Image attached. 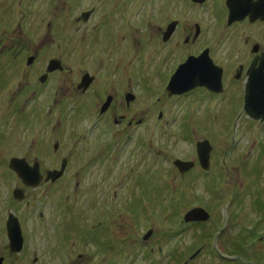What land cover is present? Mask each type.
Segmentation results:
<instances>
[{"label": "rangeland", "instance_id": "1", "mask_svg": "<svg viewBox=\"0 0 264 264\" xmlns=\"http://www.w3.org/2000/svg\"><path fill=\"white\" fill-rule=\"evenodd\" d=\"M43 3L48 5L50 0H0V257H5V264H186L200 248L202 253L188 264H264V124L238 112L227 113L225 103L223 110L197 107L190 112L184 124L191 133L180 125L182 120L173 123L176 115L170 102L154 107L162 88L143 84L141 102L146 112L139 117L146 120L132 140L118 139L116 172L108 178L110 189L102 198L110 204L99 205V213L88 209L89 213H76L79 204L89 200L86 194L74 195L76 164L60 185L27 191L25 203L13 198L21 183L9 169V159L51 161L58 133L63 152L69 154L76 149L70 133L92 126L93 114L85 122L76 113L82 100L77 101L71 87L75 76L96 74L104 85L105 79L113 78L105 76L113 70L111 65L133 58L123 51L133 35L125 14L110 7L106 12L93 2L74 11L77 15L94 6V18L87 24L76 23L71 15L67 17V10L54 8L55 16L66 14L56 22ZM15 49L12 55L6 53ZM30 56L36 60L29 67ZM50 58L61 59L74 70V77L41 85L38 79ZM46 101L52 109L43 115ZM187 108V103L181 104L182 113ZM34 109L41 110L33 114ZM160 109L165 111L162 120L157 118ZM45 110L49 111L48 106ZM136 137L140 141L135 139L139 145L134 149ZM203 139L214 146L211 172L203 175L197 169L181 178L173 162L194 160L196 142ZM115 191L118 202L112 198ZM196 206L208 210L211 220L202 226L184 225V215ZM10 213L20 219L23 229L25 245L20 254L9 251L6 222ZM150 230L153 236L144 240ZM102 232L106 238L99 248L103 255H98L87 241L91 234L97 237Z\"/></svg>", "mask_w": 264, "mask_h": 264}, {"label": "flooded vegetation", "instance_id": "2", "mask_svg": "<svg viewBox=\"0 0 264 264\" xmlns=\"http://www.w3.org/2000/svg\"><path fill=\"white\" fill-rule=\"evenodd\" d=\"M69 1H74V4L67 5L62 0H50L48 5L43 3L41 6L48 8L49 16L56 22L61 21L67 14V17L71 15L73 19L75 18L76 23L87 24L94 18L96 8L91 5L92 9L84 10L77 15H74V11L93 2H96L95 6L104 7L106 12L110 7L125 14L133 35L130 37V41L127 39L125 42L123 51H127L128 54L132 53L133 58L128 63H123L122 59L111 65L113 70H107L105 76L111 77L112 74L113 78L105 79L104 85L101 84L100 78L96 74L85 72L75 76L71 87L76 93L77 101L82 100L80 102L82 107L76 108V113L82 114V120L85 122H88V114H93L92 126L83 128L84 132H81L82 128H76L73 134L70 133L71 140L76 139V149H72L69 154L65 155L63 152V139L61 133H58L57 142L53 146L55 157L51 161L46 160L42 163L36 160L31 163L22 157L31 165L38 162L43 177L39 188L35 189L24 187L20 180L21 188L25 189L27 198V191H35L40 188L49 190L60 185L66 179L72 165L76 164L78 169L74 179V195L77 197L82 194L89 196L86 205L80 203V208L76 209V213L79 214L80 210L83 213L95 212L100 209L99 205L104 207L110 204V201H104L102 198L106 197L105 190L109 192L110 189L108 178L116 172V164H118L116 158L120 155L118 152L120 140L118 139L127 137L132 140L136 129L146 120V117H139L146 112L142 108L141 102L143 84L162 88L161 96L157 97L154 107L159 108L160 104L166 100L170 102L176 115L173 123L182 120L180 125L187 128L188 132L191 131L184 124V118L189 116L190 112L197 107L203 110L211 107L223 110L221 106L223 103L228 105L226 107L229 111L225 107L227 113L238 112L253 123L264 124L262 121L254 120L245 110L247 88H249L250 96L260 98L262 93L264 94V89L262 93L257 90L264 83V0ZM21 2L9 1L14 5L16 3L20 5ZM54 8L67 10L68 13L55 16ZM121 23L124 25L125 21L121 20ZM19 33H22V37H24L25 32L20 28V25ZM9 51L6 53L12 55L16 49ZM38 54L39 52L36 53V56ZM54 59L62 61L58 58H50L46 61L43 73L39 77V80L45 78L44 84L40 83L43 86L48 85L52 80L60 79V77H74V70L65 66L62 71L48 72L49 64ZM181 69L185 72L184 82L191 85L192 88L183 93L169 92L168 88L171 82ZM116 72L117 74H115ZM86 74H90L93 80L88 89H80L79 86ZM48 98L52 97L48 96ZM109 99L111 101L108 108L103 112ZM90 101L93 102V106ZM45 103L46 105L42 109L43 115L50 114L52 109V106L48 105L50 102L46 101ZM182 103L188 104L185 113L181 111ZM47 106L49 111L45 110ZM176 107L179 108V112L178 110L176 112ZM38 110L41 109H34L33 114H36ZM164 114L165 111L160 109L158 120H162ZM135 139L140 141L137 137ZM134 140L133 147L135 149L139 143ZM204 141H208L212 147L209 170L202 168L198 153V144ZM213 153L214 146L210 140H199L195 145L196 158L194 160L176 159L173 166L183 179L197 169H200L203 175H208L212 169ZM131 155L134 156L133 153ZM12 158L9 159V164ZM111 158L115 159L111 160ZM177 160L194 162L195 166L182 175L175 166ZM1 163H5V160H2ZM64 163L66 164L64 176L56 182L47 181L49 173L62 170ZM112 168H114L113 171ZM83 174H87V176H83ZM118 188L120 189V185L115 187L117 190ZM64 190H66V185H64ZM96 194L100 196L98 197ZM95 196L96 198H94ZM112 198L118 202L120 196L117 191L113 192ZM26 201L27 199L17 202L25 203ZM28 206H30L29 202ZM116 207L118 206L116 205ZM97 212L99 213L100 210ZM41 217H44L43 213ZM92 227L97 228L94 225ZM87 237L88 234H86ZM105 238L104 232H102V236L98 235L97 237L95 235L93 237L91 234L87 243L97 248L98 255H103L99 248L104 245ZM9 251L11 254H15L10 246ZM96 253L93 251L92 256L95 257ZM106 253H110V251ZM0 258L4 259L3 264H5V257Z\"/></svg>", "mask_w": 264, "mask_h": 264}, {"label": "water", "instance_id": "3", "mask_svg": "<svg viewBox=\"0 0 264 264\" xmlns=\"http://www.w3.org/2000/svg\"><path fill=\"white\" fill-rule=\"evenodd\" d=\"M33 61L34 58L29 59V64H32ZM55 70H63L60 61L51 62L49 71H55ZM184 75L185 72L183 69L177 72L176 76L174 77L173 81L171 82L168 88L169 92L183 93L189 90L190 88H192L191 85H188L184 82L185 81ZM44 80L45 78L42 79V81ZM92 80L93 78L89 74H87L83 78L82 84L79 86V88L88 89L89 86L91 85ZM263 89H264V83L262 84V86L257 88L258 92L261 93L263 92ZM110 101L111 99H109V101L103 108V112L107 110ZM245 110L247 114L251 116L253 119L264 122V94L262 93V96L260 98L250 96L249 88H247ZM211 152H212V147L210 146V143L208 141L200 142L198 144L199 158L201 161V165L205 170H209L210 168ZM175 166L180 170L182 174H185L194 168L195 163L177 160L175 162ZM10 168L15 173H17L18 177L23 181L24 185H26L27 187L36 188L42 182L43 177L40 172L39 163H36L34 166H30V164H28L25 159L14 158L10 163ZM65 169H66V164L64 163V166L61 171H54L49 173L47 181L52 180L53 182H56L57 180L61 179L62 176L64 175ZM14 197L19 201L25 200L26 196L24 190L16 189L14 191ZM210 218L211 215L205 209L194 208L185 215L184 221L186 223H198V222L206 223L210 220ZM7 231L10 240V248L12 252L13 253L22 252L24 248V237L22 233V228L19 219L13 214H10L9 216L7 222ZM151 235L152 232H150L145 237V239H149ZM200 253L201 250L198 251L195 255H193L191 260L196 258ZM3 262L4 259L0 258V264H3Z\"/></svg>", "mask_w": 264, "mask_h": 264}]
</instances>
